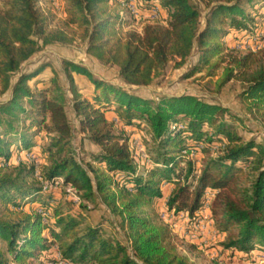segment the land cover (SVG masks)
Wrapping results in <instances>:
<instances>
[{
	"label": "trees",
	"instance_id": "16d2710c",
	"mask_svg": "<svg viewBox=\"0 0 264 264\" xmlns=\"http://www.w3.org/2000/svg\"><path fill=\"white\" fill-rule=\"evenodd\" d=\"M40 1L5 0L0 9V240L7 244V250L0 247V264H47L55 245L70 264H194L173 243L169 224L149 209L163 198V182L173 185L168 210L191 217L204 207L206 192L217 191L210 212L227 235L223 248L243 254L264 251V144L244 139L229 108L193 94L146 97L64 59L77 130L56 76L44 87L31 85L52 65L33 64L35 55L56 42L73 43L77 35L87 41L89 55L117 66L131 86L153 84L170 62L182 67L197 50L198 62L186 76L204 70L206 76H217L223 66L218 87L232 79L243 81L242 98L264 123V48L226 52L223 42L231 30L245 31L249 22L255 23L247 8L264 0H207L204 23L192 0H136L139 10L159 4L167 12L166 23L146 24L141 33L130 30L125 36L120 30L132 20L126 7L131 0H65L67 20L59 27L52 26L55 15ZM73 72L94 84L93 100L76 91ZM108 112L126 126L147 127L153 142L150 164L139 167L129 136ZM41 130L48 134L43 146L48 164L38 179L35 165L10 162L15 149L36 146ZM76 131L99 148L87 165L73 146ZM190 150L208 154L202 168L188 157ZM246 171L253 177L247 185L241 177ZM60 178L61 187L78 191L80 206L100 197L120 218L131 247L106 236L100 224L83 226L81 213L66 212L55 191ZM33 202L39 207L25 209ZM39 208L52 209L49 226Z\"/></svg>",
	"mask_w": 264,
	"mask_h": 264
},
{
	"label": "rangeland",
	"instance_id": "374dc122",
	"mask_svg": "<svg viewBox=\"0 0 264 264\" xmlns=\"http://www.w3.org/2000/svg\"><path fill=\"white\" fill-rule=\"evenodd\" d=\"M136 2V0H131ZM202 13V23H204L205 15L208 9L207 0H192ZM40 6L46 12H52L55 15L52 23L53 27L61 26L63 21L67 20V5L65 0H41ZM5 8V0H0V9ZM153 8V7H152ZM141 10L144 13L151 10ZM247 10L253 14L255 23L249 22V29L245 31L231 30L224 38L226 52L235 51L240 53H246L248 51L256 52L264 48V3H258L256 7H248ZM124 17L126 12L122 10ZM121 11V12H122ZM163 16L167 15V12L163 9ZM132 15V14H131ZM130 24H125L121 27V34L125 36L130 30L137 32L143 31L142 22L136 21L132 16ZM68 59L76 63H80L88 67L96 77L113 82L117 85L124 86L130 90H133L146 97H157L159 95H179V94H193L201 97L204 100L215 102L230 109V111L237 116V120L234 121L235 127L238 132L244 137L245 140L256 139L258 142L264 144V123L260 116L251 110L248 104L242 98V92L245 87V83L241 80L232 79L226 84L218 87L217 79L223 71V66L219 69L217 76H206L207 72L197 73L194 76L187 77L189 69L198 62L199 54L195 50L192 56L188 59L187 63L179 68L174 66V61L170 62L164 75L156 79L153 84L149 86H131L126 84L120 76L119 68L117 66L108 65L100 62L96 58L92 57L87 52V41L81 39L79 35L73 43H61L56 42L50 44L42 49L33 58V64H39L42 62L51 63V67H48L42 74H40L35 80L31 81V85L44 87L49 85L53 76L59 79L60 85L63 87L68 98V111L71 120L78 130V121L73 113L71 100L73 99V93L71 91L72 86L68 77V73L65 70L63 60ZM74 87L83 98L93 100L96 93L94 84L90 79L84 75L72 73ZM109 119H118L116 114L108 112ZM116 122V121H115ZM118 130L124 135L129 136V143L133 138L139 139L144 145L148 154V149L153 147L151 139V133L147 130V127L138 128L131 127L122 124L120 121L116 122ZM37 144L31 149L27 150H14L13 157L11 159L12 165H18L21 161L28 163L29 165H35L38 171L42 166L48 164L46 154L43 152V146L48 141V134L46 131L41 130L36 137ZM74 149L77 156L84 161L87 165L90 161V154L99 151V148L89 141L81 140V135L76 131L74 140ZM31 152L35 156L33 162L28 160H22L26 158L27 153ZM217 150L212 149L211 156H215ZM188 157L195 161L198 168H202L204 162L208 158V154L198 152L195 150L194 155L187 154ZM0 164H4L0 162ZM95 165V164H94ZM147 164H142L141 168ZM243 182L247 185L252 180V174L248 171L241 175ZM164 196L161 200H156V203L149 209L157 216L158 220L167 222L163 219L162 213L168 208L164 206L167 201V197L171 192L173 185L163 182L161 184ZM58 194V201H61L63 208L66 212H78L83 217V226L102 225L106 236L116 239L124 245L131 247V241L129 240L127 230L123 227L121 220L118 216L113 214L110 208L102 201L100 197L96 202H85L87 205L80 206L76 204L72 199V194L68 191L67 187H58L55 190ZM217 191H207L205 196L204 207L197 211L193 217L188 213L179 212L172 215L173 210L169 211L171 214L169 221V227L171 229L172 241L177 246L181 254L190 258L194 264H264V251L261 249H255L250 254H243L242 252L225 249L222 246V242L226 239V233L219 231L211 217L210 207L208 206V200L213 197L212 194ZM210 203V202H209ZM39 202H33L25 205V209L31 210L32 207H39ZM40 209V208H39ZM49 216L48 222L45 225H50L53 221L51 217L52 209L47 210ZM45 235L50 236L49 228L44 231ZM0 247L7 250V244L5 241L0 240ZM57 245L53 248V254L50 255L51 259L54 258L55 253L58 252ZM40 262V261H38Z\"/></svg>",
	"mask_w": 264,
	"mask_h": 264
},
{
	"label": "built area",
	"instance_id": "2783aa9c",
	"mask_svg": "<svg viewBox=\"0 0 264 264\" xmlns=\"http://www.w3.org/2000/svg\"><path fill=\"white\" fill-rule=\"evenodd\" d=\"M126 7L129 9L130 13L136 19V21L142 22L143 27L146 24L166 23L167 15L163 16V14H162L163 9H162V7H160L159 4L155 5L151 10L147 11L146 13H144L141 10H139L138 7H137L136 2H133V1L128 2L126 4ZM121 14H124V12L122 11ZM115 121L118 122L119 120L115 119ZM130 147H131V149L133 151V155H134L135 160L138 163L139 167H141L142 164H150L151 163L150 157L148 156L144 145L142 144V142L139 139L137 140V138H133L130 141ZM217 149H218V147L214 148V150H217ZM184 153H187V152L184 151ZM188 154L194 155L195 154V150H190L188 152ZM26 158L27 159H25V157H23L22 160H28V162L29 161L33 162L35 160V156L32 155L31 152L27 153ZM35 168H36V166H35ZM35 176L38 179H42V177L40 176V171H38L37 169H36ZM62 183H63V179L60 178L55 184L56 188L60 187ZM43 184H44V189L46 190L47 187H48V183L47 182H43ZM67 189L72 194L73 201L76 204L80 205L81 198H80V195H79L78 191L72 186H68ZM212 196L213 197L211 198V201L209 199L208 202H207L209 207L211 205L212 199L216 196L215 193H213ZM166 202L164 203V206L167 205ZM38 211L43 216V222L47 223L48 222L47 217L49 216L48 211L43 210V209H38ZM174 212L175 211L173 210L172 215L174 214ZM162 215H163V219L167 222V224H171L170 221H169V218H170L171 214L169 213L168 208L166 209V211H164L162 213ZM47 264H70V263L62 258L61 252L58 250V252L55 253L54 258H52L51 260L47 261Z\"/></svg>",
	"mask_w": 264,
	"mask_h": 264
},
{
	"label": "crops",
	"instance_id": "0c3cea01",
	"mask_svg": "<svg viewBox=\"0 0 264 264\" xmlns=\"http://www.w3.org/2000/svg\"><path fill=\"white\" fill-rule=\"evenodd\" d=\"M80 75V74H79ZM73 110V109H72ZM74 113V112H73Z\"/></svg>",
	"mask_w": 264,
	"mask_h": 264
}]
</instances>
